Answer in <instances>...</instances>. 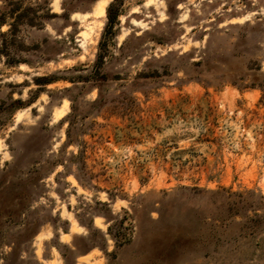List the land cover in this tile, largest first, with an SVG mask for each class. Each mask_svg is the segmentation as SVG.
<instances>
[{"label":"rangeland","instance_id":"rangeland-1","mask_svg":"<svg viewBox=\"0 0 264 264\" xmlns=\"http://www.w3.org/2000/svg\"><path fill=\"white\" fill-rule=\"evenodd\" d=\"M12 10L0 264H264V0Z\"/></svg>","mask_w":264,"mask_h":264},{"label":"trees","instance_id":"trees-1","mask_svg":"<svg viewBox=\"0 0 264 264\" xmlns=\"http://www.w3.org/2000/svg\"><path fill=\"white\" fill-rule=\"evenodd\" d=\"M113 11V4L110 5V7L107 10V15H108V22L105 28V33L103 34V37L105 36V41L107 42L109 39L112 38L113 34H115L114 31V26H115V19L117 16L112 13ZM28 12V10L26 11ZM26 12H16L15 10H12L10 13V16L14 17V22H12L10 29L7 32H1L0 30V53H3L7 49V35H12V37H15L17 34V26L16 24H19L21 21H24L27 19V23L30 25H35L36 20L35 18H27L28 13ZM4 13L0 16V28L1 25L5 22L4 20ZM102 44V42H101ZM7 54V53H6ZM103 54L102 52H99L97 62H96V67L100 68L103 64Z\"/></svg>","mask_w":264,"mask_h":264},{"label":"bare ground","instance_id":"bare-ground-1","mask_svg":"<svg viewBox=\"0 0 264 264\" xmlns=\"http://www.w3.org/2000/svg\"><path fill=\"white\" fill-rule=\"evenodd\" d=\"M100 9H102L101 6H100ZM100 9H99V10H100ZM102 12H103V11H102Z\"/></svg>","mask_w":264,"mask_h":264}]
</instances>
